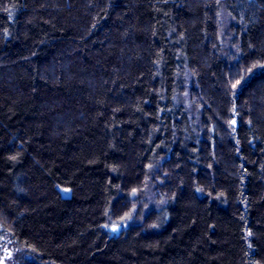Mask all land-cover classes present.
I'll list each match as a JSON object with an SVG mask.
<instances>
[{"label":"trees","instance_id":"16d2710c","mask_svg":"<svg viewBox=\"0 0 264 264\" xmlns=\"http://www.w3.org/2000/svg\"><path fill=\"white\" fill-rule=\"evenodd\" d=\"M0 226L21 264H264V0H0Z\"/></svg>","mask_w":264,"mask_h":264},{"label":"rangeland","instance_id":"374dc122","mask_svg":"<svg viewBox=\"0 0 264 264\" xmlns=\"http://www.w3.org/2000/svg\"><path fill=\"white\" fill-rule=\"evenodd\" d=\"M228 30V17L223 16V18L221 19V41L224 52L226 53H230L232 51L231 45L229 43L231 37ZM180 83L181 87L179 100L181 104H183L189 116L195 121H198L200 109L191 101L190 90L192 89V87L190 86V76L188 75V77L185 76L184 78H181ZM154 170L152 169L150 182L155 183V185L149 184V187L143 192L141 198H139L138 195L136 196V198L134 197V206L132 208L130 217L124 219L119 223L109 222L108 225H105L104 230L107 233L113 236H118L128 226L140 222L143 215L149 209L156 208L160 205L155 196L156 184H158L156 183L158 173L157 171L160 170V165H157ZM60 194L68 197L70 195V192L60 190ZM29 261H31V257L25 254L23 251L15 248L12 242H10V240L2 234V228L0 226V264H21L22 262Z\"/></svg>","mask_w":264,"mask_h":264}]
</instances>
